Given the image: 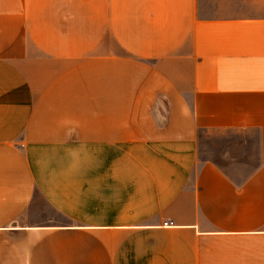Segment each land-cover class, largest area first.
Returning <instances> with one entry per match:
<instances>
[{
  "label": "crops",
  "instance_id": "1",
  "mask_svg": "<svg viewBox=\"0 0 264 264\" xmlns=\"http://www.w3.org/2000/svg\"><path fill=\"white\" fill-rule=\"evenodd\" d=\"M0 264H264V0H0Z\"/></svg>",
  "mask_w": 264,
  "mask_h": 264
},
{
  "label": "rangeland",
  "instance_id": "2",
  "mask_svg": "<svg viewBox=\"0 0 264 264\" xmlns=\"http://www.w3.org/2000/svg\"><path fill=\"white\" fill-rule=\"evenodd\" d=\"M204 137V138H203ZM214 139H210L208 135L202 136L201 144H202V157H208L212 159H218L220 160L221 158L219 157L221 153V146L216 145V143L213 141ZM256 155V154H255ZM254 162H258L257 156H254L252 158Z\"/></svg>",
  "mask_w": 264,
  "mask_h": 264
}]
</instances>
